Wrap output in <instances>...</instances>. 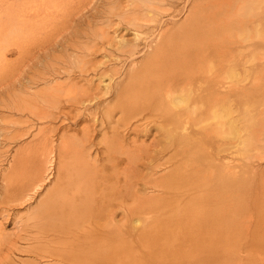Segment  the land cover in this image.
I'll list each match as a JSON object with an SVG mask.
<instances>
[{
	"label": "bare ground",
	"instance_id": "6f19581e",
	"mask_svg": "<svg viewBox=\"0 0 264 264\" xmlns=\"http://www.w3.org/2000/svg\"><path fill=\"white\" fill-rule=\"evenodd\" d=\"M232 2L0 0V253L264 264V0Z\"/></svg>",
	"mask_w": 264,
	"mask_h": 264
},
{
	"label": "rangeland",
	"instance_id": "374dc122",
	"mask_svg": "<svg viewBox=\"0 0 264 264\" xmlns=\"http://www.w3.org/2000/svg\"><path fill=\"white\" fill-rule=\"evenodd\" d=\"M100 1V0H87V3L88 4H86V6L81 10V11H85V12H87V11H89V10H92L93 11V8H92V6H93V4H96V3H98V2ZM243 1L244 0H233V2L231 3V9L233 10V11H235L238 7H240L241 5H242V3H243ZM81 13H79V12H77V15H76V12H74L73 13V15L74 16H72V19H71V22H70V27H72V28H70L69 30H70V32H74L75 34H76V29H78V30H82V28H83V26H84V24H83V22H84V18H83V16L82 15H80ZM79 18H78V17ZM82 16V17H81ZM82 18V19H81ZM75 19V20H74ZM69 30L67 31L66 30V33H68L69 32ZM125 31V30H124ZM125 37L126 38H130V37H132V34L131 33H128V34H126L125 35ZM54 49H56V54L57 55H59V54H61L62 53V50L60 49V47H59V45L58 44H54ZM100 53V52H99ZM98 53V54H99ZM96 55L95 57L96 58H99V59H96L95 58V60L97 61V60H102V59H105V57L103 56V54L102 53H100L99 55ZM102 57V58H101ZM145 139H146V136H145ZM0 140H1V135H0ZM1 147V146H0ZM6 165H4L3 167H5ZM3 173H4V169L3 168H0V179L2 178V176H3ZM1 192L2 191H0V194H1ZM0 196H2V195H0ZM0 199H2V197H0ZM0 203H2L1 201H0ZM14 207H9L8 209H7V211H5L6 213H5V215L3 214V215H1L0 216V220H1V222H2V224H3V226H4V230L6 231V232H8V233H13L14 232V234H16L15 232V230H16V227H17V222H15L14 221V216H15V213L16 212H18V213H20V214H22L23 212H25L24 210L26 209V208H14ZM10 210V211H9ZM0 212H1V209H0ZM9 214V216H6V215H8ZM3 217V218H2ZM8 217V218H7ZM17 221H18V219H17ZM39 231V227L38 228H36L35 229V231L34 232H36V231ZM11 231V232H10ZM14 234H13V239H15V237H14ZM177 243H179L180 244V246H179V249H178V251L179 252H181L182 254H185V251H184V249H183V246H182V243H180V242H177ZM161 247L164 249V250H166L167 248H165V247H163L162 245H161ZM8 248H6V247H4L3 249H2V252L0 253V264H25L24 263V261H22V260H25V259H27L25 256L22 258V255H19L17 252H13V251H11V252H9L8 250H10V249H8ZM6 250V251H5ZM22 259V260H21Z\"/></svg>",
	"mask_w": 264,
	"mask_h": 264
}]
</instances>
